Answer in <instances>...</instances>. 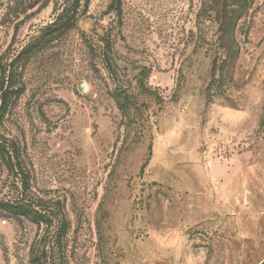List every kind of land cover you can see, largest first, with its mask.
I'll return each mask as SVG.
<instances>
[{
	"label": "rangeland",
	"instance_id": "374dc122",
	"mask_svg": "<svg viewBox=\"0 0 264 264\" xmlns=\"http://www.w3.org/2000/svg\"><path fill=\"white\" fill-rule=\"evenodd\" d=\"M247 1L90 0L25 62L0 201L50 216L0 211V264H264V0ZM61 2L0 0V84Z\"/></svg>",
	"mask_w": 264,
	"mask_h": 264
},
{
	"label": "trees",
	"instance_id": "16d2710c",
	"mask_svg": "<svg viewBox=\"0 0 264 264\" xmlns=\"http://www.w3.org/2000/svg\"><path fill=\"white\" fill-rule=\"evenodd\" d=\"M215 6L218 1L213 0ZM243 4H247V0H242ZM119 2V0H118ZM90 0H62L59 5L58 13L55 18L46 27H44L40 34L31 38V40L21 49L17 57L10 63L14 65V70H10V64L3 65L1 72L2 82L0 84V119L13 108L17 100L24 93L25 86L16 77L17 71L23 67L28 61L35 56L38 51L43 49L49 42L60 38L67 34L71 29L77 27L79 21L85 13H87ZM219 19L222 25L223 34L233 32V28L240 18L237 10L233 12H226L218 10ZM26 62V63H25ZM17 146L13 148L0 138V154L6 155L10 161L13 162L12 168L22 169L20 155L17 153ZM28 196L21 197L18 200L0 201V211L11 216H28L34 220L46 222L50 216L49 212L42 210L40 205H31Z\"/></svg>",
	"mask_w": 264,
	"mask_h": 264
}]
</instances>
